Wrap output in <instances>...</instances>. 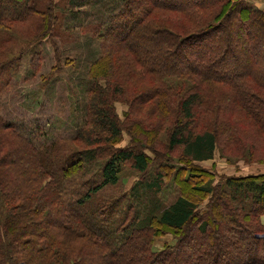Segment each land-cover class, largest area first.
Segmentation results:
<instances>
[{
    "label": "trees",
    "instance_id": "trees-1",
    "mask_svg": "<svg viewBox=\"0 0 264 264\" xmlns=\"http://www.w3.org/2000/svg\"><path fill=\"white\" fill-rule=\"evenodd\" d=\"M82 6L106 15L82 26L98 53L76 134L33 141L0 104V264H264V172L193 182L216 149L264 164V11L244 0H0V94L27 56L44 86L63 73L71 61L52 38L64 43L68 17L89 18ZM25 22L34 33L10 50ZM46 40L44 74L32 48ZM114 101L127 104L123 122ZM67 141L75 149L63 153ZM126 164L138 180L104 195Z\"/></svg>",
    "mask_w": 264,
    "mask_h": 264
},
{
    "label": "rangeland",
    "instance_id": "rangeland-1",
    "mask_svg": "<svg viewBox=\"0 0 264 264\" xmlns=\"http://www.w3.org/2000/svg\"><path fill=\"white\" fill-rule=\"evenodd\" d=\"M256 8L264 11V0H244ZM81 11H86L90 14L88 19L83 17L73 18L68 17L67 22H64L66 30L64 43L58 42L55 38L52 40L56 43L58 54L63 61L68 58L71 62L65 65L62 74H55L51 77L48 84L42 85L41 77L36 74L34 76L27 66L28 56L22 61V65L8 84L5 92L0 94V104L3 107L4 115L7 119L15 122L18 129L22 131L31 132L33 141H38L45 133L47 136H56L58 138L67 139L73 137L76 132L81 128L84 121V105L87 91L90 87V82L85 77V64L97 56L98 42L96 38L91 35L90 31L84 29L82 26L92 20L100 17H105L106 12L94 10V6H82ZM77 10V9H75ZM59 22V21H58ZM33 23H22L13 30L11 41L8 42L9 49L17 47L26 38H29L34 33ZM10 49V50H11ZM32 50H39L42 53L43 63L40 69L44 74L49 73L50 68L54 65L53 48L49 42L43 41L36 44ZM31 50V51H32ZM188 56V55H185ZM27 62V63H26ZM173 82H175L173 80ZM113 112L117 115L121 122L124 121L127 108L126 103L119 101L113 102ZM46 136V137H47ZM166 133L162 132L158 140L162 144L166 143ZM129 136L124 130L120 137L118 146L124 147L129 143ZM63 153H67L70 149H75L72 142H63ZM165 147L158 148V155L155 160L165 159ZM214 157L211 160L200 161L196 163L198 166L204 168L209 173L197 176L193 182L199 184L216 185L225 177L233 176L239 177L240 175L254 174L264 172V164L246 163L243 159L235 161H227L220 156L218 149H216ZM153 159L150 152H147ZM174 159L185 160L180 156V153L172 151L168 153ZM152 167V166H151ZM139 175L126 164L120 174V180L117 185L112 186L110 189L105 190V194H122L125 193ZM202 193H197L194 199L196 205L204 206L208 201L207 198L203 199ZM168 201L171 198L167 195ZM261 222L264 224V215L261 216ZM171 233L165 235L159 234L154 238L153 250L161 249L165 243L172 242Z\"/></svg>",
    "mask_w": 264,
    "mask_h": 264
}]
</instances>
